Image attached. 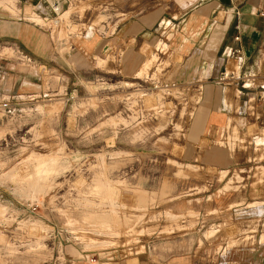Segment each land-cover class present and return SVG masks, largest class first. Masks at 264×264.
Here are the masks:
<instances>
[{"label": "rangeland", "instance_id": "374dc122", "mask_svg": "<svg viewBox=\"0 0 264 264\" xmlns=\"http://www.w3.org/2000/svg\"><path fill=\"white\" fill-rule=\"evenodd\" d=\"M84 8L74 0L68 14L46 27L59 41L79 34L86 28ZM66 51L59 47V61L45 66L10 59L26 78L16 87L19 94L8 98L10 112H0V264L8 262L4 252L10 264H69L79 256L72 248L98 264L139 245L159 262L157 251L177 254L197 240L184 233L197 229L202 196L227 200L218 209H229L234 198H257L252 182L258 175L246 179V172L219 174L222 190L208 192L206 180L217 170L197 167L208 143H198V150L189 135L198 98L177 84L171 88L173 79L162 71L177 60L161 53L137 79L118 71L117 58L72 65ZM150 72L153 80L145 78ZM240 182L244 190L237 195L233 186ZM31 185H38L36 195L19 189ZM100 212L110 220L93 217ZM239 215L229 227L221 225L229 245L238 243L234 236L243 229L259 235L264 224V216L258 222ZM204 230L205 237L213 235Z\"/></svg>", "mask_w": 264, "mask_h": 264}, {"label": "crops", "instance_id": "0c3cea01", "mask_svg": "<svg viewBox=\"0 0 264 264\" xmlns=\"http://www.w3.org/2000/svg\"><path fill=\"white\" fill-rule=\"evenodd\" d=\"M72 1L0 0V43L18 45L42 66L59 61V47L67 49L66 60L72 65L111 56L118 59V71L124 77L137 79L144 66L161 53L177 60L162 71L173 79L168 80L174 84L171 88L177 84L184 93L198 98L189 135L198 150V143H208L198 155L197 166L217 170L215 179L206 180L208 192L218 188L219 174L222 179L245 172L246 179L249 174L252 178L258 175L252 182L258 196L251 201L234 198L228 203L229 209H218L227 200L219 196L210 199L208 195L200 198L197 229L184 233V237L197 240L184 251H157L159 262H155V252L146 255L145 246L139 245L126 252L118 250V257H103L98 264H264V224L259 235L249 229L236 233L237 244L229 245L220 235L221 225L234 223L238 211V220L255 216L259 222L264 216V0H75L85 7L82 25L86 28L59 41L46 24L58 23L55 17L68 14ZM232 50L238 53L231 57ZM15 64L0 59V97L6 100L19 94L16 87L26 78ZM222 73L231 78L239 74L251 77L245 83L220 80ZM152 74L145 78L153 80ZM36 80L41 82V78ZM236 184L233 187L238 195L244 184ZM37 186L19 189L36 195ZM93 217L105 223L111 215L100 212ZM9 218L5 217L6 222ZM204 229H212L213 235L205 237ZM3 231L10 233L9 225L3 224ZM257 235L258 240L252 242ZM71 252L79 256L69 264H96L85 259L83 251L72 248ZM4 254L8 257L5 264H10V255ZM128 255L132 256L126 258Z\"/></svg>", "mask_w": 264, "mask_h": 264}, {"label": "built area", "instance_id": "2783aa9c", "mask_svg": "<svg viewBox=\"0 0 264 264\" xmlns=\"http://www.w3.org/2000/svg\"><path fill=\"white\" fill-rule=\"evenodd\" d=\"M238 53L237 50H232L230 52V56H234ZM13 57H16V60L21 62L22 64H32L34 60L28 56L26 53L23 52V50L16 44L14 43H0V59H11ZM250 75H244V74H239L235 76L234 78L227 77L225 73H222L220 76V80H225L228 78H231L235 80L236 82H249ZM168 83H164L162 85L163 89L169 88ZM157 86H155L156 88ZM0 112L2 113V116L5 117L7 113L10 112V107H9V102L8 100L0 97ZM32 210H35L34 207H32ZM93 261V260H92Z\"/></svg>", "mask_w": 264, "mask_h": 264}, {"label": "bare ground", "instance_id": "6f19581e", "mask_svg": "<svg viewBox=\"0 0 264 264\" xmlns=\"http://www.w3.org/2000/svg\"><path fill=\"white\" fill-rule=\"evenodd\" d=\"M37 19V18H36ZM58 21V20H57Z\"/></svg>", "mask_w": 264, "mask_h": 264}]
</instances>
